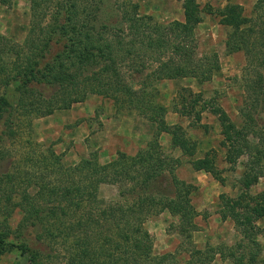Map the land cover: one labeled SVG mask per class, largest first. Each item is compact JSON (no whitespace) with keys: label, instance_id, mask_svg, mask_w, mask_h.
Wrapping results in <instances>:
<instances>
[{"label":"trees","instance_id":"16d2710c","mask_svg":"<svg viewBox=\"0 0 264 264\" xmlns=\"http://www.w3.org/2000/svg\"><path fill=\"white\" fill-rule=\"evenodd\" d=\"M133 1L30 0L31 29L23 47L0 46V60L11 57L9 65L3 66L4 71L10 69V75L2 81L5 92L0 95V117L11 119L17 111L8 99L14 86L19 97L17 109L27 116H48L57 109H70L95 94L112 99L116 105L127 103L157 126L147 149L134 157L119 153L106 165H100L94 157L65 168L53 154L59 179L56 184L53 180L41 183L39 177L36 196L27 194L32 184L24 182L26 196L18 203L24 218L17 230L5 224L0 231V255L17 249L30 264H51L52 255L37 248L36 243L56 242L70 251L69 264H165L166 258L153 257V237L145 222L168 211L181 217L182 234L195 228L197 212L191 202L192 188L176 175L180 160L162 154L159 137L171 134L172 145L189 156L195 154L197 143L187 137L183 127L166 124L167 108L154 104L149 84L136 90L123 70L128 67L133 70L132 75L138 76L151 71L146 76L152 82L185 78L199 84L208 82L220 67L215 55L211 59L197 57L196 29L203 22V12L219 17L220 24L233 29L229 50L234 42L245 49L249 47L253 31L240 29L253 20L245 18L243 7L237 4L220 9L208 5L203 9L197 0H176L182 4L184 20L161 24L151 16L140 15L139 6ZM12 2L0 0L1 5ZM256 9H264V0L257 3ZM257 77L254 92L259 103L252 109L261 110L264 74ZM217 111L226 162L233 167L245 155L251 161L240 181L239 197H221L223 219L231 218L249 241L247 246L237 247L245 254L233 261L263 264L259 259L260 245L253 239L259 230L252 223L264 218V193L251 198L249 190L264 177V127L255 113H245V123L240 126L221 107L217 106ZM197 121H201L200 115ZM212 152L192 161V167L223 181ZM10 177L5 175L1 184L6 185L7 179L8 185L14 183L15 177ZM102 184L119 187V198L100 200ZM249 201L254 205L245 214ZM27 228L36 233L28 232L32 242L26 235ZM13 235L17 244L10 242ZM249 247L255 251L246 253ZM74 254L79 255L81 262Z\"/></svg>","mask_w":264,"mask_h":264},{"label":"rangeland","instance_id":"374dc122","mask_svg":"<svg viewBox=\"0 0 264 264\" xmlns=\"http://www.w3.org/2000/svg\"><path fill=\"white\" fill-rule=\"evenodd\" d=\"M197 1L203 9L208 5L214 9L231 4L242 6L245 18L253 21L240 30L250 28L253 33L248 39L247 49L234 42L229 50L228 41L233 29L220 24L219 17L203 12V22L196 29L197 57L211 59V56H217L220 69L210 81L202 84L192 78L152 82L146 76L151 71L138 76L132 75L133 70L128 67L123 70L126 80L136 90L149 84L154 104L167 108L166 124L171 128L176 125L183 127L187 137L197 143L195 154L189 156L172 145L171 134L163 133L159 137L162 154L180 160L176 175L192 188L191 202L197 212L195 228L182 234L181 217L168 211L152 216L144 226L153 237V257L166 258L165 264H235L233 258L245 254V250L237 247L247 246L249 241L237 230L231 218L223 219L221 197H239L242 190L240 181L249 171L251 161L245 155L233 167L226 162L217 106L237 125H244L245 113L252 112L264 127V106L261 110L252 109V105L259 103L254 92L255 81L259 73L264 74V9H256L261 0ZM136 4L140 15L151 16L158 23L184 20L182 4L176 0H134L133 5ZM30 29V0L0 4V46L13 44L23 47ZM10 60V55L0 60V95L5 92L2 81L10 75V69L4 71L3 66L9 65ZM14 89L12 86L9 90L8 99L13 110L17 111L11 119L0 117V181L5 175L12 179L15 177L12 184H7L8 179L6 185L0 182V231L5 224L11 230H17L24 218L23 208L18 206L26 196L24 182H31L27 193L31 196H36L39 191L36 186L39 177L42 178L41 183L53 180L56 184L60 176L56 173L58 164L53 154L65 168H73L82 160L94 157L100 165H106L119 153L134 157L147 149L157 132L156 124L139 115L127 103L116 105L112 99L95 94H89L84 102L76 103L70 109H57L48 116H27L17 109L19 97ZM198 115L201 116L200 122L197 121ZM136 133L141 134L139 139ZM211 151H214L212 156H215L223 181L192 167V161L204 158ZM262 193L264 177L249 190L251 198ZM98 197L102 201L117 200L119 187L102 184ZM85 198L88 201L89 195ZM253 205L250 201L246 203L243 213H249ZM252 224L259 230L253 239L260 245L259 259L264 264V218ZM28 232L29 235L36 233L32 228L26 229L28 240L32 242ZM14 237L10 242L17 244ZM36 247L52 255L51 264H69L71 253L61 244L37 242ZM250 248L246 253L255 251ZM198 251L204 254L195 253ZM78 258L79 263L81 258ZM0 264L30 263L15 249L0 255Z\"/></svg>","mask_w":264,"mask_h":264},{"label":"crops","instance_id":"0c3cea01","mask_svg":"<svg viewBox=\"0 0 264 264\" xmlns=\"http://www.w3.org/2000/svg\"><path fill=\"white\" fill-rule=\"evenodd\" d=\"M138 139L140 138V136H141V134H139V133H136V135H135ZM114 153V152H113Z\"/></svg>","mask_w":264,"mask_h":264}]
</instances>
